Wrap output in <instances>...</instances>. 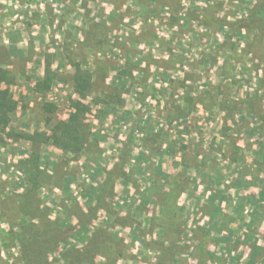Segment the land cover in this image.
Segmentation results:
<instances>
[{
  "label": "rangeland",
  "instance_id": "rangeland-1",
  "mask_svg": "<svg viewBox=\"0 0 264 264\" xmlns=\"http://www.w3.org/2000/svg\"><path fill=\"white\" fill-rule=\"evenodd\" d=\"M13 44L30 58L14 63ZM26 58L42 78L14 83ZM0 69L16 104L0 131V264H29L18 224L40 220L26 203L71 223L36 264H264V0H0ZM77 71L91 78L82 96ZM76 103L78 155L52 139Z\"/></svg>",
  "mask_w": 264,
  "mask_h": 264
},
{
  "label": "trees",
  "instance_id": "trees-1",
  "mask_svg": "<svg viewBox=\"0 0 264 264\" xmlns=\"http://www.w3.org/2000/svg\"><path fill=\"white\" fill-rule=\"evenodd\" d=\"M49 57L48 55L45 56V77L43 78L42 83H40L41 88L48 87L49 84L48 81H50L48 77L49 72ZM79 73V77L74 78L76 80L75 86L76 90L79 93L80 96L84 95V93H89L91 90V78L90 74L86 71H77ZM9 73L4 70L0 69V131L4 132L7 125V118L8 114L13 112L16 108V104L13 102L12 96L10 94V90L8 89L12 81L10 78H8ZM1 85H5L4 88H1ZM80 86V87H79ZM39 87V88H40ZM40 88V90H41ZM43 90V89H42ZM85 93V94H86ZM74 113H70L68 119L66 122L60 123L58 127H54L52 139L53 144L60 147L64 153H71L78 155L80 154L84 149L87 142V127L83 125L82 120L84 118L85 111H87V108L84 105H81L80 103H76L73 105ZM44 112L51 113L53 112V106L50 104H45L44 106ZM47 121V120H46ZM6 137L11 140H25L27 142H30L33 146L34 145H41L43 142L46 143L47 139L44 137L42 133L33 132L32 134H27L24 132H10L8 131L6 133ZM35 152L32 153V157H35ZM33 163H27L24 164L25 168V175L28 178L29 186L25 191L26 196H33L35 193V190L39 186V177L38 175H35L38 172L37 165L38 160L37 159H30ZM110 174V173H109ZM112 174V173H111ZM125 175L121 174V178H124ZM126 178V177H125ZM111 179H105L101 183V189L103 194L104 193H111L112 185L108 181ZM111 186V187H110ZM97 195V194H96ZM32 199V197H30ZM29 198V199H30ZM102 195L95 196V205L88 207L89 213H93L94 210L97 209V206L102 201ZM26 206V207H25ZM23 205V210L26 212H29L32 214V218H38L40 220V225L33 227L31 222L28 223L27 226H24V224H18L21 230V237L20 243L23 248L21 249L23 252L24 257L27 259V262L29 264H36V261H40L42 259V253L43 251L47 250L49 247H53L56 243H60L64 235L67 233L70 224H66L65 227L60 228L56 222H50L46 219V213L45 211H41L38 207V204L36 203H29L26 205ZM74 210V209H72ZM79 211V212H78ZM77 213H73V211H69V214H75L76 222L82 224L86 221L85 212H83L80 209L76 210ZM26 214V213H25ZM35 214H38V216H35ZM91 214L89 216H91ZM35 226V225H34ZM100 229L95 230L91 236V245H95L97 241V237L99 236ZM89 240V242H90ZM96 240V241H95ZM64 256L69 257V253H64Z\"/></svg>",
  "mask_w": 264,
  "mask_h": 264
},
{
  "label": "crops",
  "instance_id": "crops-1",
  "mask_svg": "<svg viewBox=\"0 0 264 264\" xmlns=\"http://www.w3.org/2000/svg\"><path fill=\"white\" fill-rule=\"evenodd\" d=\"M20 36V38H21V36L23 37V33L21 32V33H18V37ZM21 46H22V44L20 45V47H19V45L18 44H16V45H11V46H9L8 47V52H9V54H10V58L14 61V63H16V60L17 59H23L24 57V55L26 56V57H29L30 56V50H32V49H29V47H22L21 48ZM25 48H26V51H25ZM26 52V53H25ZM30 58V57H29ZM12 61V62H13ZM18 61V60H17ZM27 61H29V60H27V58L26 59H24V64H25V66H23L22 65V68H21V70H20V72H21V74H20V76H19V78H17V77H15L16 79H19L18 81H15L14 83H20V82H22V83H26V84H30L32 81H39V79L40 78H42V75L41 76H39V75H34V74H32L31 72H28V69H27ZM37 64V62H30V64H31V66L32 67H34L36 64ZM13 65V64H12ZM16 66V65H15ZM14 70V69H13ZM14 74H15V72H14ZM32 76H35L36 78H39V79H32L31 77ZM41 80V79H40ZM22 85V84H21ZM24 95L21 93V96L18 94V98H22ZM25 97V96H24Z\"/></svg>",
  "mask_w": 264,
  "mask_h": 264
}]
</instances>
